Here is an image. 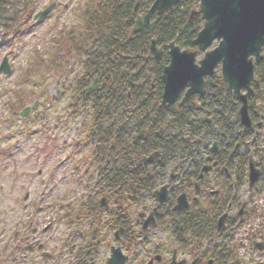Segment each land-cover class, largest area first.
Masks as SVG:
<instances>
[{
	"label": "flooded vegetation",
	"instance_id": "af4514ba",
	"mask_svg": "<svg viewBox=\"0 0 264 264\" xmlns=\"http://www.w3.org/2000/svg\"><path fill=\"white\" fill-rule=\"evenodd\" d=\"M149 48L159 59L163 51L156 57ZM150 71L125 74L119 64L93 78L84 90L98 114L91 128L97 146L93 191L73 207L70 201L27 193L18 229L0 236V264L235 263L231 248L241 229L233 224L248 210L245 195L264 184V48L261 61L254 59L246 121L221 69L206 77L202 95L182 104L186 89L167 108H162L164 83L161 99L148 104L156 89ZM218 76L229 104H220L217 86L211 104H202L210 78ZM117 85L133 93L132 104H99L107 94L118 95ZM191 101L188 116L176 115ZM151 119L155 123L148 125ZM252 167L259 172L253 189ZM166 237L174 245L171 251ZM248 240L243 237L239 249Z\"/></svg>",
	"mask_w": 264,
	"mask_h": 264
},
{
	"label": "rangeland",
	"instance_id": "374dc122",
	"mask_svg": "<svg viewBox=\"0 0 264 264\" xmlns=\"http://www.w3.org/2000/svg\"><path fill=\"white\" fill-rule=\"evenodd\" d=\"M103 2L10 0L0 14V66L5 56L11 66L9 75L0 73V236L18 229L27 193L70 201L73 207L93 191L97 146L91 128L98 114L84 90L103 75L101 68L119 65L103 48L105 25L95 22V9ZM53 4L57 7L48 17L34 20ZM94 69L99 73L91 78ZM121 87L115 98L107 94L99 104H132L133 93ZM36 102L38 112L22 118L24 108ZM245 198L248 210L233 224L241 229L231 248L234 264H264V246L260 251L255 246L264 244V184ZM243 237L249 240L239 249ZM166 242L171 251L174 245L168 237Z\"/></svg>",
	"mask_w": 264,
	"mask_h": 264
},
{
	"label": "water",
	"instance_id": "95a60500",
	"mask_svg": "<svg viewBox=\"0 0 264 264\" xmlns=\"http://www.w3.org/2000/svg\"><path fill=\"white\" fill-rule=\"evenodd\" d=\"M181 0H155L144 17L138 16V5L134 15L138 16L134 33L147 28L152 34L155 24L151 22L154 15H164L172 11ZM199 12H193L191 18L201 14L203 28L198 33L194 44L196 51L182 50L176 43L169 45L171 61L164 69L162 81L164 94L162 108L177 102L182 92L187 93L184 104L191 96L202 95L206 88V77L212 76L221 65L223 81L235 92L242 102V117L248 120V95L252 94L251 82L254 78V59L261 61L264 47V0H196ZM55 4L35 16V20H44L55 8ZM151 50L156 57L161 55L156 41L151 42ZM199 53L204 57L198 60ZM0 72L8 75L11 67L5 57ZM95 88H91L88 92ZM247 90L246 95L241 91ZM38 108L35 104L33 110ZM30 108L22 112L27 117ZM259 172L251 168V188L254 187ZM224 227V218L219 221L218 229Z\"/></svg>",
	"mask_w": 264,
	"mask_h": 264
},
{
	"label": "trees",
	"instance_id": "16d2710c",
	"mask_svg": "<svg viewBox=\"0 0 264 264\" xmlns=\"http://www.w3.org/2000/svg\"><path fill=\"white\" fill-rule=\"evenodd\" d=\"M9 2L10 0H0V14L4 13ZM138 2L140 3V15H145L150 10L155 0H104L101 4L103 7L100 5L95 9V22L105 25V28L101 31H104L107 37V41L105 40L103 48H107L106 54L109 56L108 59H119L118 63L125 74L136 69L142 72V74L146 73V68L149 71L151 70V78L155 83L156 89L154 91V96L150 99L148 104H153L154 101L161 99L163 92L162 74L164 68L170 62L168 46L176 42L183 50H196L194 41L203 28V21L200 14L191 18L192 13L195 11V8H197L196 0H181L173 11L163 16L153 17V21L156 25L152 37H150L146 29L137 34H133L132 31L136 20L133 12ZM118 29L119 33H116ZM152 40H155L157 47L163 51L159 59H155L153 54L150 53L149 47ZM114 51H117V53L114 54ZM149 64L150 67L148 66ZM104 71L105 70L102 68L100 69V72L104 73ZM259 72L258 69V75ZM98 73L99 70L94 69L91 78ZM216 86L218 87L217 91L220 104H229L228 90L226 89V85L222 82V78L219 76L210 78L208 89L201 97L202 104H211L213 100L212 95L216 91ZM151 87L152 84L149 86V89ZM257 88L262 89L259 84H257ZM192 103V101L189 102L184 108L179 107L176 115L179 117L184 115L188 116L187 110ZM153 123H155V120L151 119L148 125H153ZM125 126L126 125H124V128ZM151 129L152 130L149 132L153 135L152 131L154 132L156 128L152 127ZM209 223L210 225L208 227H215L214 222Z\"/></svg>",
	"mask_w": 264,
	"mask_h": 264
}]
</instances>
